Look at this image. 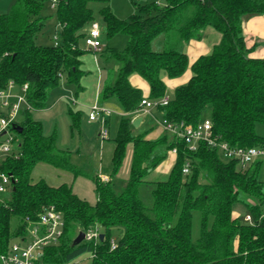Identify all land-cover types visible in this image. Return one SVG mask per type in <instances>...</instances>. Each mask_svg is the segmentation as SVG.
Wrapping results in <instances>:
<instances>
[{"label":"trees","instance_id":"obj_1","mask_svg":"<svg viewBox=\"0 0 264 264\" xmlns=\"http://www.w3.org/2000/svg\"><path fill=\"white\" fill-rule=\"evenodd\" d=\"M46 1L16 0L9 12L0 13V88L10 80L27 83L34 107L24 109L14 123L23 127L21 132L10 126L21 137V154L7 156L0 165L12 178L0 196V254L7 252L15 236L27 232L46 206L55 205L65 226L60 242L44 251L47 264L76 261L83 253H90L85 264H264V181L259 179L263 160L243 168L205 141L191 150L169 131L155 139L136 133L131 115L145 96L130 81L132 74H139L150 85L149 97H162L167 93L163 73L182 75L189 65L185 45L213 26L222 34L220 43L193 62L191 78L156 110L170 121L196 125L210 108L214 135L235 146L264 145L256 129L264 123V58L251 55L253 47L247 46L243 32L244 18L264 13V0H153L138 5L127 18L114 14L110 0H56L58 43L44 45L36 37L44 25ZM91 1L105 3L100 15L106 37L120 33L128 38L124 48L106 43L99 51L108 69L100 101L114 100L125 113L114 138L108 181L75 164L71 150L58 146L56 131L46 134L43 122L33 116L35 109L46 106L62 78L82 89L88 49L82 48L81 40L95 21ZM70 116L72 127L79 128L80 110L70 109ZM130 143L129 178L118 193L112 178ZM174 147L169 177L146 180ZM40 162L93 179L96 203L74 193L72 183L34 180L32 173ZM147 192L149 203L144 199ZM237 203L245 206L252 223L236 211ZM94 224L104 238L74 244L78 233ZM117 233V245L111 248Z\"/></svg>","mask_w":264,"mask_h":264},{"label":"built area","instance_id":"obj_2","mask_svg":"<svg viewBox=\"0 0 264 264\" xmlns=\"http://www.w3.org/2000/svg\"><path fill=\"white\" fill-rule=\"evenodd\" d=\"M160 2L161 0H156ZM55 6L56 0H52ZM102 31L97 21L91 22V26L84 37L86 48L98 53L103 49ZM55 44L58 43L55 36ZM28 85L24 83L18 85L14 80H10L7 86L0 88V102L7 109V113H1L0 116V165L7 156L18 157L21 152V142L16 141V137L10 133V126L18 121L24 109H33V104L27 95ZM171 99V92H167L160 98L144 97L140 102L139 112L143 114H152V111L161 105H166ZM112 110L98 102L90 107L89 119H100L104 129L102 136H108V130L105 128L106 118ZM159 123L166 131L174 136L185 140L189 149L196 150L200 141H205L210 146L218 148L220 153L226 159H237L239 164L244 168L255 160L264 159V145L260 146H235L229 142L220 139L214 135L212 120L209 117L202 119L196 125L186 124L184 122L176 123L164 117ZM174 153L177 149H172ZM184 173H189V164L183 168ZM109 178L105 177L104 181ZM12 183L11 175L0 170V192H4ZM264 216V211L262 213ZM245 221L252 223L251 214L244 216ZM65 220L60 210L55 205L46 206L39 214L37 221L29 226L27 232L21 233L11 241L10 247L6 253L0 254L2 264H47L43 258L45 249L52 244H58L60 237L64 232ZM85 233L84 241L99 240L101 230L97 224L83 230ZM117 245L116 239L111 240V248ZM77 261V260H76ZM76 261L61 262L57 264H75Z\"/></svg>","mask_w":264,"mask_h":264},{"label":"rangeland","instance_id":"obj_3","mask_svg":"<svg viewBox=\"0 0 264 264\" xmlns=\"http://www.w3.org/2000/svg\"><path fill=\"white\" fill-rule=\"evenodd\" d=\"M153 0H110L109 5L111 10L119 18H127L129 15L136 13L138 11V5H144ZM16 0H0V13L9 12ZM163 1L161 0L160 3ZM105 5L102 1H91L90 6L94 10L95 20L100 24L102 31V41L103 43H108L110 46H116L118 48H124L127 44V35L117 34L112 38L106 37L105 23L100 15L101 8ZM42 16L44 25L42 29L38 32L36 41L39 44H54L56 41L55 36H57V31L60 28L59 21L56 15V9L53 5L52 0H47L42 9ZM82 48L86 49L85 41L81 40ZM158 48V45H156ZM99 57V56H98ZM88 82V87L90 89V81ZM87 86V85H86ZM88 89V90H89ZM81 90L74 83H69L65 78H62L61 83L58 87L54 88L47 100L45 109H35L34 113L41 114V119L44 123V130L46 133H52L56 131L58 136V146L60 148L69 147L73 153V161L75 164L83 167L87 171L95 170V165L99 160H96L97 155H99L101 145H100V135H98L100 129V121L89 120V113L91 103L75 101L77 99V92ZM90 100V98H88ZM70 109L78 110L81 112L80 127L71 129V116ZM1 113H7V109L0 102V116ZM211 109L207 108L204 112V117H210ZM91 122V123H90ZM257 132L264 136V123H259L257 125ZM12 135L16 137V141H20L21 137L14 131H10ZM80 146V151H77V147ZM129 151L125 156L123 164L117 173L114 180V188L116 192L120 193L124 190L126 183L129 178V168H127V162L129 158ZM32 177L37 180L41 177L45 178L49 183L53 185H58L63 182L71 183L73 181V174L70 171L57 168L51 164L40 162L36 165L33 170ZM259 179L264 181V159L261 164V169L259 172ZM87 187V183L93 186V182L86 177H82ZM153 182V181H150ZM4 193L0 192V196ZM144 199L146 203L151 201V195L147 192L144 194ZM235 209L242 217L245 216L247 210L242 203H237ZM18 219L14 218L12 221L13 227L17 225ZM197 226V224H196ZM196 228V227H195ZM117 240L118 233L114 236ZM16 240V238H14ZM90 259V253H83L78 256L75 264H85ZM0 264L1 261H0Z\"/></svg>","mask_w":264,"mask_h":264},{"label":"crops","instance_id":"obj_4","mask_svg":"<svg viewBox=\"0 0 264 264\" xmlns=\"http://www.w3.org/2000/svg\"><path fill=\"white\" fill-rule=\"evenodd\" d=\"M96 21V20H95ZM91 24L87 26L86 32H88ZM243 32L245 35V40L247 46L253 47L251 55L259 58H264V13L263 14H256L247 16L243 20ZM222 38V34L220 31L215 29L213 26H208L202 37L200 39H191L185 45V51L188 55L189 65L186 71L178 76V77H168L165 73H163V79L167 85V92H173L174 89L183 83H186L192 76L191 65L194 61H196L201 55L208 54L212 51L213 47L220 43ZM106 43H104L105 46ZM87 49V48H86ZM99 52H93L89 50L83 55V69L86 71L84 76L82 77V89L81 91L77 92V99L75 101L80 102H89L93 105L95 102L100 104H104L108 106L112 113L109 114L106 118L105 128L108 130V136H102V130L104 129L102 122L100 119H95L100 121V129L98 135H100V145L101 149L99 155H97L96 160H99L95 165V170L87 171L91 174H98V176L104 181L105 177L111 179V170H112V157L115 150V135L118 130V126L121 120V117L125 114L119 104L114 100L108 101H100V92L104 86V82L107 78L108 69L104 66L102 60L100 59ZM90 81V89L88 87V82ZM131 83L140 88L143 92L145 97H149L150 95V85L148 81L143 78L139 74H132L130 77ZM87 85V86H86ZM89 89V90H88ZM90 98V100H88ZM46 107V106H45ZM39 108V109H45ZM80 110V109H78ZM33 111V116L42 121L41 114L37 113L35 115ZM141 116L142 120L138 127H135V132H146V138L148 139H155L160 137L162 134L167 132L164 127L159 123V120L162 118L161 112L158 110H153L152 114H143L142 112H136L131 115L132 120ZM21 117V115H20ZM18 118V120L20 119ZM90 120V119H89ZM94 121V120H91ZM43 122V121H42ZM91 123V122H90ZM44 124V123H43ZM72 124V120H71ZM71 129H73L71 125ZM46 133V132H45ZM50 134V133H46ZM57 139V143H58ZM133 145L130 143L128 145L127 151H129V158L127 162V168L131 166V159H132V148ZM63 148V147H62ZM71 150L69 147H64ZM77 151H80V146L77 147ZM72 153V151H71ZM73 158V153H72ZM176 158V153L172 150L168 152L166 158L153 170H151L148 175L146 176V180L148 181H159L165 180L169 177L170 171L174 165ZM73 161V159H72ZM74 162V161H73ZM82 177H86L93 182V186H90L87 183V187L85 188L84 181L81 180ZM115 178V177H114ZM112 178V180L114 179ZM72 187L74 193L79 195L81 198L86 199L91 204H95L97 201V193H96V185L93 179L85 175H79L73 178ZM114 183V180H113ZM115 184V183H114ZM122 192V191H121Z\"/></svg>","mask_w":264,"mask_h":264},{"label":"water","instance_id":"obj_5","mask_svg":"<svg viewBox=\"0 0 264 264\" xmlns=\"http://www.w3.org/2000/svg\"><path fill=\"white\" fill-rule=\"evenodd\" d=\"M141 120H142V117L139 116V117L133 119V120H132V123H133V125H134L135 127H138L139 124H140V122H141ZM13 126H14V128H15L18 132H21L22 129H23V127H22L21 125H18V124H17V125H16V124H13ZM84 236H85V233H84L83 230H81V231L78 233V235L76 236V238H75V240H74V244H78V243L82 242L83 239H84ZM103 238H104V234L101 233V234H100V239L102 240Z\"/></svg>","mask_w":264,"mask_h":264}]
</instances>
